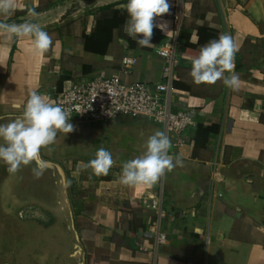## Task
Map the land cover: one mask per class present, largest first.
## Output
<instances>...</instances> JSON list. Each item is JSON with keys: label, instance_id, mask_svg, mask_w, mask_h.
Masks as SVG:
<instances>
[{"label": "crops", "instance_id": "crops-1", "mask_svg": "<svg viewBox=\"0 0 264 264\" xmlns=\"http://www.w3.org/2000/svg\"><path fill=\"white\" fill-rule=\"evenodd\" d=\"M71 1L20 0L10 18L0 19L13 22L31 10L44 13ZM176 1L183 6L180 27L157 17L154 23L166 22L167 29L154 28L153 47L138 46L124 32L127 0L43 27L53 40L43 57L28 39L6 43L0 37V116L21 115L33 90L55 102L61 90L95 77L165 83L158 49L175 46L178 65L169 100L172 110L193 120L184 132L166 133L141 116L70 120L75 130L59 133L50 149L41 150L84 195L69 200L81 210L74 219L85 264H264V0ZM221 33L239 45L238 91L222 80L196 84L189 75L200 47ZM125 56L135 59L127 74L121 71ZM156 131L170 138V154L180 156L183 166L152 188L122 185L123 162L142 155ZM100 147L116 161L107 176L83 168ZM152 222L165 243L149 231Z\"/></svg>", "mask_w": 264, "mask_h": 264}, {"label": "clouds", "instance_id": "clouds-1", "mask_svg": "<svg viewBox=\"0 0 264 264\" xmlns=\"http://www.w3.org/2000/svg\"><path fill=\"white\" fill-rule=\"evenodd\" d=\"M19 7L20 0H0V17L10 18ZM122 7L128 15L123 29L126 35L140 47H153L151 40L154 28L161 31L167 29L166 22L157 24L154 21L169 13L168 0H127ZM29 15L37 17L39 14L31 10ZM0 37L6 43L28 39L32 51L40 57L53 44L51 35L41 24L28 18L20 23L0 19ZM238 51L239 45L231 34L221 33L218 38L209 40L200 47L198 55L191 59L189 75L193 82L214 85L222 80L226 87L238 91L240 80L234 71V60ZM160 54L169 55L167 51ZM70 112V109L56 104L48 96L31 91L22 106L21 115L9 122L0 123V162L7 166L8 172L15 174L22 166L36 162L37 167L33 168V174L39 178L43 174L39 163L41 150L50 149L56 143L59 133L66 136L75 130L70 122ZM171 147L170 138L162 131L148 136L143 154L123 162L120 183L127 187L152 188L168 172L178 166L182 167L183 159L171 155ZM115 163L112 152L100 147L95 157L84 164L83 168L91 169L95 176H107Z\"/></svg>", "mask_w": 264, "mask_h": 264}, {"label": "built area", "instance_id": "built-area-1", "mask_svg": "<svg viewBox=\"0 0 264 264\" xmlns=\"http://www.w3.org/2000/svg\"><path fill=\"white\" fill-rule=\"evenodd\" d=\"M170 11L161 18L172 19L180 27L183 6L176 0H168ZM167 51L168 56L160 53ZM164 59L162 77L165 83L151 85L141 81L125 82L120 76L95 77L85 83H76L58 92L55 103L70 109L71 120L100 122L119 115L145 117L164 127L166 133L184 132L192 123V118L184 111L171 109L170 94L178 65L175 46L165 45L158 49ZM135 59L125 56L121 71L129 73ZM91 105V107H90ZM149 231L157 236V243H165L166 237L159 231L158 224L152 222Z\"/></svg>", "mask_w": 264, "mask_h": 264}, {"label": "water", "instance_id": "water-1", "mask_svg": "<svg viewBox=\"0 0 264 264\" xmlns=\"http://www.w3.org/2000/svg\"><path fill=\"white\" fill-rule=\"evenodd\" d=\"M119 0H73L67 4L57 6L44 13H38L37 17L22 15L14 22L20 23L25 18L33 19L40 23L42 27L62 23L68 18L77 14L90 12L94 9L113 4ZM19 115L0 116V123L9 122ZM2 143V141H0ZM40 166L43 168V174L37 178L33 174V168L37 163L33 162L28 166H22L21 170L15 174L9 173L7 166L0 162V226L13 220L11 214L3 208L6 195L13 204L22 205L25 203H38L47 208L67 211L70 225L68 231L74 235L75 242L73 251L69 257L74 264H85V251L83 249L80 235L75 227L74 214L71 211L68 188L63 167L52 160L44 159L40 153Z\"/></svg>", "mask_w": 264, "mask_h": 264}, {"label": "rangeland", "instance_id": "rangeland-1", "mask_svg": "<svg viewBox=\"0 0 264 264\" xmlns=\"http://www.w3.org/2000/svg\"><path fill=\"white\" fill-rule=\"evenodd\" d=\"M65 178L68 188L72 179L68 172H65ZM67 192L70 198L69 190ZM82 196L81 192L77 194L79 198ZM3 199V208L13 220L0 226V264H67L75 242L73 233L68 231L67 211L33 202L16 205L6 195ZM70 206L74 214L75 208ZM77 225L75 222L78 230L80 224ZM69 259L72 264L73 260Z\"/></svg>", "mask_w": 264, "mask_h": 264}, {"label": "trees", "instance_id": "trees-1", "mask_svg": "<svg viewBox=\"0 0 264 264\" xmlns=\"http://www.w3.org/2000/svg\"><path fill=\"white\" fill-rule=\"evenodd\" d=\"M68 190H69V193H70L71 197H75V196H77V194H79L81 192L80 190L77 189L76 184L74 183V181H72V179L68 183ZM73 207L75 208L74 209L75 210L74 211V216H75V219H76V217L80 214L81 210H80V207H78L76 205L75 206L73 205Z\"/></svg>", "mask_w": 264, "mask_h": 264}]
</instances>
